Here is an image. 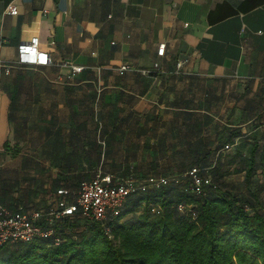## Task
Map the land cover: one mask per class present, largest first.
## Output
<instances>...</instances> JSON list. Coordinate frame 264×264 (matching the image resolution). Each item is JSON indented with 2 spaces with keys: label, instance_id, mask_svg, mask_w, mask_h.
Listing matches in <instances>:
<instances>
[{
  "label": "crops",
  "instance_id": "0c3cea01",
  "mask_svg": "<svg viewBox=\"0 0 264 264\" xmlns=\"http://www.w3.org/2000/svg\"><path fill=\"white\" fill-rule=\"evenodd\" d=\"M33 38L49 64L17 63ZM0 40L7 209L46 210L99 167L214 161L239 130L264 142V0H0Z\"/></svg>",
  "mask_w": 264,
  "mask_h": 264
},
{
  "label": "trees",
  "instance_id": "16d2710c",
  "mask_svg": "<svg viewBox=\"0 0 264 264\" xmlns=\"http://www.w3.org/2000/svg\"><path fill=\"white\" fill-rule=\"evenodd\" d=\"M240 135V130L231 134L216 160L180 162L176 171L145 174L128 165L124 171L109 173L99 167L93 177L101 171L115 183L136 184L119 215L107 221L111 237L101 223L77 211L57 222L50 238L1 246L0 264H264L263 185L255 180L264 166V142L236 143ZM99 144L105 146V140ZM231 144L235 152L229 163L239 158L243 165L244 194L224 184L223 154ZM194 169L204 181L201 193L193 189ZM93 177L78 178L75 190L67 191L70 203L75 202L80 184ZM151 177H165L168 182L150 186ZM180 204L184 211L178 210ZM19 208L45 211L22 205L11 211ZM54 238L60 239L59 244Z\"/></svg>",
  "mask_w": 264,
  "mask_h": 264
},
{
  "label": "built area",
  "instance_id": "2783aa9c",
  "mask_svg": "<svg viewBox=\"0 0 264 264\" xmlns=\"http://www.w3.org/2000/svg\"><path fill=\"white\" fill-rule=\"evenodd\" d=\"M6 12L16 15L17 8L10 6ZM2 43L3 40H0V44ZM158 53L161 55L164 53L163 45L160 46ZM49 62L48 54L38 50L37 38H33L30 42L21 44L18 47V64L47 65ZM155 67H158V64H155ZM73 70L80 72L82 67H73ZM226 149H229V146H226ZM190 175L193 179L194 192L201 193L203 179L197 175L196 169L192 170ZM167 182L168 180L165 177H151L148 180V184L155 187L164 185ZM135 189L134 180L115 183L112 176L98 171L92 179L83 181L80 184L74 203L68 202L67 191L61 188L57 190L58 198L55 203L45 211H26L22 208L11 211L0 206V247L50 238L55 234V224L64 217L73 216L77 211H80L88 220L101 223L105 233L111 237V230L107 225V221L111 217L119 215L127 197ZM178 210L184 211L185 207L180 204ZM54 242L59 244L60 239L54 238Z\"/></svg>",
  "mask_w": 264,
  "mask_h": 264
},
{
  "label": "rangeland",
  "instance_id": "374dc122",
  "mask_svg": "<svg viewBox=\"0 0 264 264\" xmlns=\"http://www.w3.org/2000/svg\"><path fill=\"white\" fill-rule=\"evenodd\" d=\"M234 152H235V149L230 147V149H225L224 154H223V158L225 161V165L222 168V173L224 174V181H225L224 184L226 185V187H228L230 191L237 193V194H244L246 193V187H245V182H244V173L241 172V168L243 165L241 164L239 158H236V161L233 164L229 163L231 160L230 158L231 156H233ZM170 163L171 162H169L168 165ZM163 169H165L164 170L165 172H170L169 171L170 167L163 168ZM237 170L239 171L236 172ZM255 180L258 182V184L263 185L262 199L264 200V166H261L259 170L257 171ZM74 187H76V185H74ZM82 228L83 227L81 226L78 232H80ZM11 248H14V247H11Z\"/></svg>",
  "mask_w": 264,
  "mask_h": 264
}]
</instances>
